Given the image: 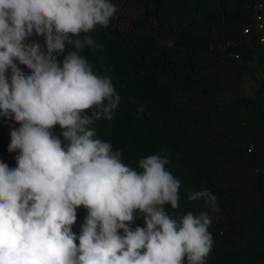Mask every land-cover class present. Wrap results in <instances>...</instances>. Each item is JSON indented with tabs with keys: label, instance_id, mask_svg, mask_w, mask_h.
Instances as JSON below:
<instances>
[{
	"label": "clouds",
	"instance_id": "9594fccd",
	"mask_svg": "<svg viewBox=\"0 0 264 264\" xmlns=\"http://www.w3.org/2000/svg\"><path fill=\"white\" fill-rule=\"evenodd\" d=\"M116 12L112 0H0V115L20 124L8 148L17 167L0 162V264H206L211 254L209 212L165 211L180 207L181 187L167 156L142 158L137 171L97 138L121 96L81 53L103 48L89 33ZM188 199L218 210L207 190ZM80 206L88 215L77 236ZM137 214L145 226L133 229Z\"/></svg>",
	"mask_w": 264,
	"mask_h": 264
},
{
	"label": "trees",
	"instance_id": "16d2710c",
	"mask_svg": "<svg viewBox=\"0 0 264 264\" xmlns=\"http://www.w3.org/2000/svg\"><path fill=\"white\" fill-rule=\"evenodd\" d=\"M136 2L135 19L116 12L107 28L98 25L89 33L103 48L81 53L99 75L111 76L121 96L115 118L96 123L97 138L111 142L137 171L140 159L167 156L166 170L181 187L180 207L166 204L165 211L173 218L207 211L212 218L214 244L206 264H264V78L230 55L247 61L262 48L255 27L247 38L242 32L264 0H112L129 9ZM29 40L46 50L43 37ZM228 41L229 51H222ZM245 72L261 83L252 97L239 84ZM134 101L144 106L142 113ZM19 127L0 115V162L11 168L19 153L8 151L10 132ZM52 131L63 140L59 125ZM203 190L216 196L218 210L188 199L190 191ZM87 215L77 208L81 229ZM137 226H145L139 214L131 225Z\"/></svg>",
	"mask_w": 264,
	"mask_h": 264
},
{
	"label": "rangeland",
	"instance_id": "374dc122",
	"mask_svg": "<svg viewBox=\"0 0 264 264\" xmlns=\"http://www.w3.org/2000/svg\"><path fill=\"white\" fill-rule=\"evenodd\" d=\"M135 5H136V8H135V6H133V9L117 7V17L126 16V17H124V19L126 18V21L129 20L128 17H133V19H135L136 16H138L139 10H140L139 9L140 6H139L138 2H136ZM256 52H257V54L254 58H249L247 61H245L241 58L240 60H236V61H238L236 63L245 65L246 67L250 68L253 71V73L255 74V76L257 78L263 79L264 78V48H258V50ZM239 84L241 85L242 91L246 95L252 97V96H254L255 91L258 89V87L260 86L261 83L255 79H253L248 72H245L242 75V79L239 82ZM72 230L77 236L82 231V229L80 228V226L77 223H75L72 226ZM75 243L77 245H79V240L77 239L75 241Z\"/></svg>",
	"mask_w": 264,
	"mask_h": 264
},
{
	"label": "built area",
	"instance_id": "2783aa9c",
	"mask_svg": "<svg viewBox=\"0 0 264 264\" xmlns=\"http://www.w3.org/2000/svg\"><path fill=\"white\" fill-rule=\"evenodd\" d=\"M255 16L253 19L252 26H247L243 32L242 36L244 38H247L251 35L252 28L255 27L258 31V37H259V43L262 48H264V5L260 4L257 5L255 8ZM231 42L228 41L226 44H223L220 46V49L222 51H229ZM231 56H233L236 60H240L242 55L240 53H230ZM253 150V145H249L248 152L251 153Z\"/></svg>",
	"mask_w": 264,
	"mask_h": 264
}]
</instances>
